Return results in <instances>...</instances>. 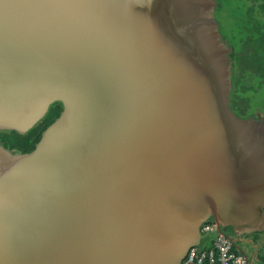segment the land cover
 <instances>
[{
    "label": "water",
    "instance_id": "95a60500",
    "mask_svg": "<svg viewBox=\"0 0 264 264\" xmlns=\"http://www.w3.org/2000/svg\"><path fill=\"white\" fill-rule=\"evenodd\" d=\"M210 0H0V264H182L264 228V132L229 107Z\"/></svg>",
    "mask_w": 264,
    "mask_h": 264
},
{
    "label": "rangeland",
    "instance_id": "374dc122",
    "mask_svg": "<svg viewBox=\"0 0 264 264\" xmlns=\"http://www.w3.org/2000/svg\"><path fill=\"white\" fill-rule=\"evenodd\" d=\"M258 2L262 3V0ZM210 5L208 18L212 24V35L224 52L230 79L229 92L232 91L233 83L236 84L238 80L239 83L234 87L235 91L240 93L246 102L244 114L234 115L243 130L261 134L264 132V51L259 47H255L254 50L253 46H246L244 38L249 35L245 37L247 32L244 30L246 25L244 18L263 22L264 16L258 15V12L252 14V11L246 15L245 11H248L249 7L246 0H210ZM252 57L256 62H251ZM253 236L256 241L262 242L257 262L264 264V228L262 232ZM253 236L250 238L253 239ZM236 246L252 262L255 260L250 250L245 248L242 239L236 241Z\"/></svg>",
    "mask_w": 264,
    "mask_h": 264
},
{
    "label": "trees",
    "instance_id": "16d2710c",
    "mask_svg": "<svg viewBox=\"0 0 264 264\" xmlns=\"http://www.w3.org/2000/svg\"><path fill=\"white\" fill-rule=\"evenodd\" d=\"M248 1L249 7L248 11L252 14L254 12H258V15L264 16V0H262V3H259V0H246ZM250 13V14H251ZM244 14V13H243ZM245 20V21H244ZM244 22H246V25L244 26V30L247 32L248 36L245 39L246 46L250 47L253 46L254 50L255 47H259L262 51H264V20L263 22H258L253 18H244ZM240 57V56H239ZM237 59V56L235 57ZM242 58V57H241ZM240 61L241 59L238 58ZM243 60H245L243 58ZM251 62H256V60L252 57L250 58ZM235 61V60H234ZM258 64V62H257ZM230 80V79H229ZM232 80V79H231ZM239 81L237 80L236 84H238ZM233 83L232 91L228 93L229 98V107L231 112L234 111V114H244V111L246 110V102L245 99L240 95V93H237L235 91V85ZM62 111V105L60 103L53 104L45 118L39 122L37 125H35L29 132H27L24 135H21L17 132L10 131V132H3L0 131V144H2L3 147L6 149L16 152V153H29L31 152L36 144L38 143L42 132L52 123L54 120L59 116L60 112ZM231 229V228H230Z\"/></svg>",
    "mask_w": 264,
    "mask_h": 264
},
{
    "label": "built area",
    "instance_id": "2783aa9c",
    "mask_svg": "<svg viewBox=\"0 0 264 264\" xmlns=\"http://www.w3.org/2000/svg\"><path fill=\"white\" fill-rule=\"evenodd\" d=\"M199 232L200 244L188 250L182 264H248L231 239L218 233L214 222L202 224Z\"/></svg>",
    "mask_w": 264,
    "mask_h": 264
},
{
    "label": "flooded vegetation",
    "instance_id": "af4514ba",
    "mask_svg": "<svg viewBox=\"0 0 264 264\" xmlns=\"http://www.w3.org/2000/svg\"><path fill=\"white\" fill-rule=\"evenodd\" d=\"M232 113L234 114V111H232ZM0 145L2 146V144H0ZM222 232L225 233L226 235H233L232 230L229 227L222 228ZM242 242L244 243L245 248L250 250L251 254L253 252H255L256 250H259L262 248V246L260 247L262 242L260 243V241H256V239H254V236H253V239H251L250 237H243ZM240 253H242V252L240 251Z\"/></svg>",
    "mask_w": 264,
    "mask_h": 264
},
{
    "label": "crops",
    "instance_id": "0c3cea01",
    "mask_svg": "<svg viewBox=\"0 0 264 264\" xmlns=\"http://www.w3.org/2000/svg\"><path fill=\"white\" fill-rule=\"evenodd\" d=\"M262 249V248H261ZM261 249H259V250H256L255 252H253L252 253V258H254L255 260L252 262L250 259H248V264H259L258 262H257V260H258V255L257 254H259V251L261 250ZM256 256V257H255ZM252 262V263H251Z\"/></svg>",
    "mask_w": 264,
    "mask_h": 264
}]
</instances>
